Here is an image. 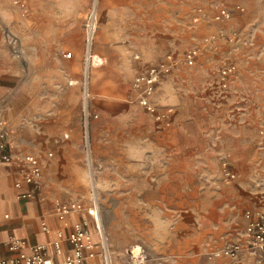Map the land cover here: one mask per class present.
Instances as JSON below:
<instances>
[{
    "label": "crops",
    "instance_id": "obj_1",
    "mask_svg": "<svg viewBox=\"0 0 264 264\" xmlns=\"http://www.w3.org/2000/svg\"><path fill=\"white\" fill-rule=\"evenodd\" d=\"M86 2L0 0V141L6 142L12 157L10 162L0 164V256L4 258L28 253L31 245L56 242L60 252L49 248L47 253L60 260L71 251L67 235L73 224L85 221L93 256H88L89 250L85 249L81 264H102L99 237L91 217L84 210H70L63 218L57 213L61 204L70 203L64 191L83 182V58L79 62V56L83 52L80 22ZM99 11L106 17L101 19L99 30L106 31L108 46L101 53L108 59V68L116 59L129 66L133 74L158 59L155 45L163 39L146 31L150 12L143 3L104 0ZM116 17L121 23L111 30ZM148 42L152 50L145 48ZM69 48L72 51L68 50L71 54L66 57ZM136 52L137 59L133 57ZM113 75L107 74L100 87L97 84L96 90L102 91L103 98L89 105L91 114L97 115L90 114L87 123L92 150L100 157L102 151H112L116 154L113 158L124 160L125 175L110 178L109 182L129 191L130 196L138 195L142 214L156 219L162 204L161 191L173 182L162 177V172L166 169L174 177L177 174V166L169 160L180 151L201 145L209 134L210 124L203 110L205 92L196 87H190L189 92L180 90L177 78L167 77L153 100L158 112L168 111L167 123L122 97L132 93L130 83ZM187 99L190 103L185 109ZM26 154L35 155L41 166L40 177L31 183L24 180ZM164 162L167 165L162 170ZM26 192L30 195H21ZM162 225L168 227L167 222ZM12 240L23 242L10 250ZM108 245L112 264L124 263L123 253ZM144 245L148 250L144 264H257L248 251L237 259H203L194 246L184 249L186 256L180 257L173 245Z\"/></svg>",
    "mask_w": 264,
    "mask_h": 264
},
{
    "label": "rangeland",
    "instance_id": "obj_2",
    "mask_svg": "<svg viewBox=\"0 0 264 264\" xmlns=\"http://www.w3.org/2000/svg\"><path fill=\"white\" fill-rule=\"evenodd\" d=\"M139 1L150 12L146 31L149 35L158 34L163 41L155 45L158 59L147 62L133 74L129 66L116 59L108 68V59L101 53L108 46L106 31L99 30L105 17L99 11L104 0L86 2L80 22L83 52L79 62L86 50L85 22L93 9L96 30L91 48L102 59L100 65L88 66L87 76L82 62L84 108L89 114L86 122L91 115L97 116L91 114L89 105L98 104L103 98L96 87L101 86L107 74L112 72L115 79L128 81L132 93L122 97L141 106L137 77L151 67H162L168 70L149 95L155 110L158 112L153 100L159 85L167 77L177 78L180 90L189 92L190 87H196L205 92L203 110L210 124L209 134L201 145L180 151L169 160L177 166L176 177L164 170L167 162L160 166L164 170L161 176L173 182L161 191L162 204L155 219L154 215L148 218L142 214L138 195L130 196L129 191L109 182L110 178L121 179L125 175L124 160L113 158L116 154L112 151H102L101 157L96 155L83 118V182L64 192L69 197L67 202L96 207L108 244L124 255L122 264L128 263L126 250L131 247L140 246L147 253L146 243L173 245L180 257L186 256L184 249L194 246L203 259L213 257L226 241L241 237L245 212L264 211V0ZM218 7L227 8L229 18L215 20L213 15ZM112 21L114 30L121 19L116 17ZM150 44L145 48L152 50ZM190 49H196V58L188 65L183 55ZM68 50L72 51L69 48L65 52ZM133 57L137 59L139 54L136 52ZM227 65H233V71L223 79L221 71ZM184 103L186 109L190 101ZM158 113L163 115L160 119L169 122L168 111ZM164 222L168 227L162 225Z\"/></svg>",
    "mask_w": 264,
    "mask_h": 264
},
{
    "label": "built area",
    "instance_id": "obj_3",
    "mask_svg": "<svg viewBox=\"0 0 264 264\" xmlns=\"http://www.w3.org/2000/svg\"><path fill=\"white\" fill-rule=\"evenodd\" d=\"M230 11L225 7H218L213 18L215 20H224L229 18ZM96 30V11L93 9L85 22V45L84 54V75L87 76L88 66H97L102 63V59L92 51V39ZM70 52H65L66 57H70ZM196 58V49L187 50L183 55V60L186 64L191 65ZM168 69L162 67H151L142 75L137 77L139 82V104L145 111L151 113L156 119L163 117L155 110L153 104L149 101V95L156 82L161 75ZM233 71V65H227L222 69L223 79L228 73ZM223 84H225L223 82ZM85 96H88L87 91ZM88 110L84 108L83 118L85 123L88 117ZM95 116V115H94ZM85 125V124H84ZM89 149V147H88ZM50 155V153H48ZM11 154L6 150V142L0 141V164L11 161ZM23 162L27 164L24 173V180L27 183L34 182L41 175V166L39 159L33 154L23 156ZM16 187H20L19 182H15ZM22 196L30 195L29 192L22 193ZM82 211L92 219L95 231L99 237V246L101 249L102 264H112L110 250L108 246L107 236L100 224L98 212L95 206H84L81 202H72L69 204H61L57 208V213L60 218H63L70 210ZM245 225L241 233V237L236 240L226 241L222 248L214 255L237 259L240 255L248 251L256 258L257 264H264V211L263 212H245ZM67 240L70 244V253L60 260L53 259L47 252L49 248H53L55 252H60L59 243L31 245V250L28 253L18 252L16 255L4 258L0 256V264H81L85 258L84 250L88 249V256H93L91 248L93 243L89 240V230L85 221H77L73 224L72 229L67 235ZM23 241L12 240L9 249L16 250ZM128 255L127 264H144L147 260V253L140 246L131 247L126 250Z\"/></svg>",
    "mask_w": 264,
    "mask_h": 264
}]
</instances>
